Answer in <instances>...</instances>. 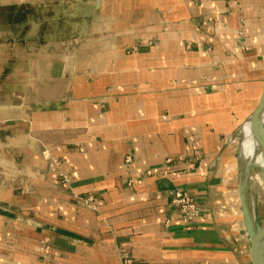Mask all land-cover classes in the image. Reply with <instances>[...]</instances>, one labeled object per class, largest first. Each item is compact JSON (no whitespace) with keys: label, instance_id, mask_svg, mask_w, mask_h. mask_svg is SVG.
Instances as JSON below:
<instances>
[{"label":"crops","instance_id":"0c3cea01","mask_svg":"<svg viewBox=\"0 0 264 264\" xmlns=\"http://www.w3.org/2000/svg\"><path fill=\"white\" fill-rule=\"evenodd\" d=\"M0 13V264H251L234 141L264 89V0Z\"/></svg>","mask_w":264,"mask_h":264},{"label":"water","instance_id":"95a60500","mask_svg":"<svg viewBox=\"0 0 264 264\" xmlns=\"http://www.w3.org/2000/svg\"><path fill=\"white\" fill-rule=\"evenodd\" d=\"M264 109V89L259 97L257 105L248 117L252 135L263 155V165L259 166L255 162L249 164L241 163L239 159L238 171V191L241 203V212L244 222V228L249 238V258L251 264H264V220L259 221L256 211L251 207L249 198V178L254 168H258L264 174V126L261 114Z\"/></svg>","mask_w":264,"mask_h":264},{"label":"rangeland","instance_id":"374dc122","mask_svg":"<svg viewBox=\"0 0 264 264\" xmlns=\"http://www.w3.org/2000/svg\"><path fill=\"white\" fill-rule=\"evenodd\" d=\"M4 21H5V16L2 17V13H0V23ZM5 30H6V26H3L0 24V38H2L3 32H5ZM10 81L14 83L10 87L16 89L17 88L16 79L14 78V80H10ZM1 82L2 80H1V75H0V97L2 96V83ZM4 87H7V86L4 85ZM263 126H264V121H263ZM240 139H241V131L239 129V131L237 132L235 141H234L235 144L238 145V147H239ZM256 152L261 154L260 147H257ZM238 159H241V161L243 160L242 157ZM249 198L251 201V207L254 208V210L257 213L259 221L262 222L264 220V175H263V172L259 170L258 168H254L250 173Z\"/></svg>","mask_w":264,"mask_h":264},{"label":"built area","instance_id":"2783aa9c","mask_svg":"<svg viewBox=\"0 0 264 264\" xmlns=\"http://www.w3.org/2000/svg\"><path fill=\"white\" fill-rule=\"evenodd\" d=\"M87 200H90V198ZM170 206L177 214L180 221L185 225L192 224L198 218V203L195 197L189 191H174L170 199ZM122 264H134V262L130 258L125 257Z\"/></svg>","mask_w":264,"mask_h":264},{"label":"bare ground","instance_id":"6f19581e","mask_svg":"<svg viewBox=\"0 0 264 264\" xmlns=\"http://www.w3.org/2000/svg\"><path fill=\"white\" fill-rule=\"evenodd\" d=\"M261 119H263L264 121V109L262 111V114H261ZM247 127L250 129V135L247 136V138H245L243 135H242V130ZM240 131H241V139H240V143H239V147H238V154H239V158L242 157L243 160L241 161L242 165L243 164H249L251 161L252 162H255L256 164H258L259 166H262L263 165V155L260 154V153H257L256 150H255V157L254 159H249L247 158L246 156H244V151H245V141L248 142V148L250 149L252 146H253V142H256L253 135H252V131H251V126H250V122L248 120H246L242 125H241V128H240ZM256 149H257V146H256ZM264 175V174H263Z\"/></svg>","mask_w":264,"mask_h":264},{"label":"clouds","instance_id":"9594fccd","mask_svg":"<svg viewBox=\"0 0 264 264\" xmlns=\"http://www.w3.org/2000/svg\"><path fill=\"white\" fill-rule=\"evenodd\" d=\"M242 135L247 138L248 135H250V129L245 127L242 130ZM256 146H258V142H253V146L249 149L248 148V142L245 141V151H244V156H246L249 159H254L255 157V150H256Z\"/></svg>","mask_w":264,"mask_h":264}]
</instances>
